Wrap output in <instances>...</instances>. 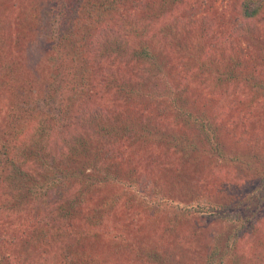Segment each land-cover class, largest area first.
<instances>
[{
    "label": "trees",
    "instance_id": "16d2710c",
    "mask_svg": "<svg viewBox=\"0 0 264 264\" xmlns=\"http://www.w3.org/2000/svg\"><path fill=\"white\" fill-rule=\"evenodd\" d=\"M189 1L49 0L51 9L55 11V14H59V17L56 16L57 20L69 27L67 31L63 30L60 36L59 45L63 47L60 55L64 59L71 57V60L76 62L74 74L81 85L70 101H77V97L85 95L88 96L83 99L90 100L92 95L94 97V90L99 87L97 82L100 73L105 70L104 60H109L113 56L120 57L123 53L138 65H142L143 74L153 79H157L160 75L166 77L171 73L184 74V69L189 70V78L181 84L183 94L185 92L195 94L193 90L195 87L192 89L191 84L196 80L212 95L226 96L241 83L248 89L253 88L259 96L264 93V40L261 41L255 31L257 28L255 23L264 22V0H234L236 7L234 6L233 14L237 21H234L232 26L230 24L220 28L217 26L211 31L209 28L206 30L209 25L206 17L202 18L206 23L205 28H202V25L199 27L195 22L191 26L190 18L186 15L182 17L183 23L176 21L178 25H169L166 30L158 25L161 20L167 21L164 15L168 18L172 11L180 9L184 3L189 4ZM20 4L19 12L26 21L19 20L20 17H17L14 28L9 25L11 20L5 21V16L0 15V40L10 39L0 41V101L3 104L8 101L7 104L13 111H15L14 105L20 104L16 98H22L27 94L32 83L47 82V88H50L54 84V79L58 77L57 71L50 70H47L45 74L40 73L36 78L26 71L23 76H20L10 73L2 65L6 60L11 59L13 54H18V61L14 62L13 66L18 64L24 66L23 57L26 55V46L23 38L29 35L26 28L27 22L37 20L38 14L37 6L33 7L23 0L19 3L18 9ZM129 6L135 7L134 14L122 12ZM194 9L197 13L199 12V9ZM11 12L14 13L15 10L7 12V15L9 16ZM19 12L17 13L20 16ZM9 18L13 19V17ZM190 32H195L194 38L188 35ZM81 33L84 35L79 37ZM173 33L176 36H173ZM235 34L256 45L257 50L250 51L249 58H243L231 50L232 48L229 49L232 47L233 41H230ZM76 37H78L77 40H74ZM212 38L217 40L213 47L212 44L209 45ZM86 41L93 43V46L100 44L98 52H94L93 46L89 47ZM259 41L261 42L257 43ZM171 45L175 46L174 53L178 56L176 57L178 61L175 63L167 56H174L170 49ZM214 52H218L219 55L214 57ZM129 63V60L124 61V68L133 72L134 68ZM184 75L183 78H187V75ZM118 78L117 74L112 73L110 80L115 82ZM130 81H132L130 78L125 77L117 89L120 92H123V88L127 91L136 89L137 84ZM27 82L29 84L26 85ZM103 83H105V89L110 87L109 82L103 81ZM170 90L172 92V88ZM127 94L131 99L141 97L140 91H136L135 95L131 92ZM5 98L7 99L3 100ZM79 105V102H71L69 107L74 110ZM176 107H181L179 110L182 115L185 114V121L189 127H195L197 133L203 132L216 160L220 159L222 163L234 161L245 171H251L252 179L244 174L249 179L248 186L238 185L237 181L241 176L236 173L233 175L234 178H218L213 186L202 179L197 180L194 176L186 186L184 179L188 178L175 181L173 187H170L171 184L168 185L164 178L162 185L152 184L148 180L144 182L137 171V165L141 167L139 163L141 151L142 155L146 151L144 150L146 145L141 140L149 141L150 137L145 131H137V123L139 126L142 125L139 118L128 114L124 116L123 111L120 110L111 114L97 111L95 119L99 121L101 129L106 131L99 132L101 138L108 139L101 142H110V138L118 137L128 139V149L132 150H127L129 160L124 159L125 151L122 155L120 151H116L118 149H110L107 145L94 149L92 141L85 138L77 139L74 147L69 143L70 138L67 137L63 140L67 143L68 152H72L75 156L90 155L86 160L79 161L83 163L82 166L79 165L74 167L72 172H67L66 167H70L68 165L72 158L70 156L62 158L67 163L66 166L61 163L59 165L51 163L53 159L47 156L52 152L47 149L46 144L58 135L57 124L60 123L59 127L63 128L71 118L66 122L61 120L57 123L49 115L43 114L31 134L30 129L34 124L25 126L29 120L17 116L18 119L12 124L10 121H6L5 124L10 128L7 134L16 140L13 145L22 148L20 155L25 165L18 160V155L12 153L10 147L9 149L5 146V143L0 145V151L4 149L7 153L5 157H1L2 154H0V165L5 166L0 183L7 185L10 191L5 192L9 197L4 196V199L0 194V219L3 222L0 223V264H31V259L37 258L36 255L40 257L36 259L35 264H41L49 260L54 248L63 246L58 243L64 245L70 243L66 246L68 264H87L86 260L90 259L89 254L92 252L95 255H106L103 251L83 249L82 241L92 236L95 237L91 242L103 248L112 247L116 251L128 252L136 261L138 257L141 264H176L174 260L165 259V256L169 255L166 249L156 247V245L161 247L159 243L162 237L147 235L153 233L152 228L141 235L143 239L139 246L136 240H133L134 237L132 240L136 244L125 239L117 241L111 247L106 246L102 228L104 214L116 209L119 200L123 197L130 199L133 203L132 219L137 220L144 214L143 217L146 220L143 229L141 227L138 229L140 232L145 231L146 223L148 224L152 217L157 218L161 214H165L174 223V226L170 227L174 233L177 232L178 225L182 221L193 220L196 216L206 217L216 223L223 222L224 229L212 237V243L202 264H264V240L258 236L260 232L257 233L261 223L264 224V144L259 145V141L255 138V142H252L255 148L248 145L240 149L241 151H237V155L228 154L218 137L219 126L213 121L212 116L207 115L206 108L198 113L190 108L182 107L181 104ZM214 107L223 112L216 105ZM107 113L110 115H106ZM144 125L143 127L150 129L149 124ZM133 127L136 129L132 130ZM245 140L249 141V138ZM172 145L177 150L185 151L178 137L173 139ZM256 146L260 148L256 149ZM30 159H33L37 166L34 164L26 166L28 164L26 162ZM143 160L147 161L145 156ZM132 162H134V168H131ZM22 164L26 166V169L19 168ZM177 168L178 166L176 172L179 173L181 168L178 170ZM162 177L167 179L165 173ZM20 178L25 179L23 187L27 193L16 196L13 191L18 193L23 189L19 182ZM247 178L242 181H247ZM185 187H188L187 190ZM113 190L117 191L113 192ZM55 191L61 193L55 195ZM38 202L42 203L44 210L36 208ZM85 216H88L89 227H101L99 234V231L95 234H86V229L89 227L82 226ZM153 225L156 227L155 223ZM127 227L134 232L138 231L131 224ZM69 234L70 239H68ZM252 236H256L257 243L248 247V252L243 251L246 239ZM78 245L82 248H73Z\"/></svg>",
    "mask_w": 264,
    "mask_h": 264
},
{
    "label": "rangeland",
    "instance_id": "374dc122",
    "mask_svg": "<svg viewBox=\"0 0 264 264\" xmlns=\"http://www.w3.org/2000/svg\"><path fill=\"white\" fill-rule=\"evenodd\" d=\"M19 1L21 2L23 0H0V15L5 16V21H7V19L8 21L11 20L9 25H11L12 28L16 25L15 20L17 17H20L19 20H25L24 16L19 12L21 4L18 9ZM26 1L33 7L34 5L35 7L37 6L36 13L38 14V18L33 22H27L28 27L26 28L29 35L23 38L26 46V55L23 57L24 66L22 67L20 64L13 66V63L18 61V54H13V57L6 60L2 65L10 73L19 74L20 76H23V73L26 71L30 72L32 77L36 78L40 73L45 74L47 70H50L54 72L57 71L58 77L54 79V84L50 88H47V82L32 83L27 94L22 98H16L20 104L14 105L15 111L10 109L9 104H7L8 101L6 104L0 101V145L5 143V146H8V148L10 147L11 149H9L12 153L18 155V160H20V162H22L20 155L22 148L13 145L16 143V140L12 138L11 135L7 134V131L10 132V128H8L5 123L6 121H10L12 124L14 120L18 119L16 118L17 116H21L29 120V123L25 126L34 124L30 129V133L32 134L37 127L38 119L43 114L49 115L50 118L55 119L57 123L61 122V120L66 122L67 119L71 118L63 128L59 127L60 123L57 124V129L59 130L58 135L54 136V139L48 141V144H46V146H48L47 149L53 153L47 156L53 159L51 163L58 165L61 163L66 166L67 163L63 161L62 158H64V156H70V158H72L70 165H68L70 167H66L67 172H72V170L75 169L74 167L79 165L82 166L83 163H79V161L86 160L90 157V155L83 156L78 154L75 156L72 152H68L66 148L67 143L63 140V138L67 137L70 138L69 143L72 146L74 145V147L77 139L85 138L92 141V147L94 149H98V147H102V145H107L110 149H118L116 151H120L122 155L125 151L126 157L124 159L129 160L127 150H132L131 148L130 150L128 149V139L118 137L115 139L110 138V142H101V140L108 139L101 138L99 132L106 131L101 129L99 121L95 119L97 111L109 112L111 114L116 110H120L123 111L124 116L128 114L137 117V119L139 118L142 125L139 126L137 123V131H145L150 137L149 141L141 140V142L146 145V147H144L146 151L144 152L143 150V155L147 161L143 160L144 156L141 151V159L139 160L141 167L137 165V171L140 173L141 180L144 182L148 180L152 184L162 185L164 178L168 185L171 184L170 187H173L175 181L178 182L180 179L183 181L184 178H188L184 179L186 186L188 181L194 176L197 180L202 179L210 186H213V183L218 178H234L233 175L236 173L238 176H241L237 181L239 186L243 185L246 187L249 185V179H252L251 171H245V169L241 168L239 164L234 163V161L232 163H222L220 159L216 160L203 132L197 133L195 127H189L185 121V114L182 115L179 110L181 107L176 106L181 104L182 107L190 108L198 113L206 108L208 111L207 115L212 116L213 121L219 126L220 131L218 130V137L224 144L225 151L228 154L235 153L237 155L236 152L241 151L240 149L245 148V146L251 145L255 148L252 144V142H255V138L259 141V145L264 144V93L259 96L254 92L253 88L248 89L241 83L226 96L212 95L196 80L191 84L192 89L195 87V89H193L195 94H190V92H185L183 94L181 91V84L189 78V70L184 69V74L187 75V78H183L185 76L184 74L171 73L166 77L160 75L157 79H153L143 74L144 70L142 65H138L134 60L133 62L123 53L120 57L113 56L109 60H104L106 62L105 70L100 73L97 82L99 87L94 90V97L92 95L90 100L83 99L88 96L85 95L84 97H77V101H70L71 97L74 96V93L81 85L74 74L76 62L72 61L71 57L64 59V57L60 55L63 48L59 45L60 36H62L64 32L63 30L67 31L69 27L67 24L63 25L62 22L57 20L59 14H55V11L51 9L49 0ZM181 6L180 9L172 11L169 16L167 15L168 18L164 15L167 21L161 20L158 25L163 26L166 30L169 25H178L176 21L183 23L182 17L186 15L187 18H190L189 23H191V26L193 22H195L199 27L202 25V28H205L206 23L202 18L206 17L209 23L206 30L209 28V31H211L215 30L217 26H219V28L229 24L232 26L234 21H237V18L234 17L233 14L234 6L236 7L234 0H190L189 4L184 3ZM133 8L135 7H125L122 12H124V14H134ZM194 8L199 9V12L197 13ZM12 10H15V12H11L8 16L7 12ZM17 12H19L20 16ZM9 17H13V19ZM255 24L257 26L255 30L256 35L263 41L264 22H256ZM17 25H19V23ZM115 29L118 30L117 27H115ZM195 32H190L188 35L194 38L193 34ZM81 35L84 34L81 33L79 37H81ZM172 35L176 36L175 33ZM3 36L4 34L1 38H3ZM195 36L197 35L195 34ZM240 37L241 36L235 34V37L230 41H233V43L232 47H229V49L232 48L231 50H234L243 58H249V56H251L250 51L255 52L254 49H256V45L252 42L250 43L244 37ZM77 38L78 37L74 38V40H77ZM4 40L8 41L10 39L7 38L0 41ZM166 40H168V37H166ZM86 42L89 44V47L94 45L89 41ZM216 42V38H212L209 41V45L211 46L212 44L213 47ZM99 46L100 44L93 46V51L97 53L100 49ZM170 49L174 56H167L169 59L172 58L175 63L178 61L176 58L178 56L174 53L176 48L171 45ZM215 55L218 56V52H214L213 56L216 57ZM123 58L125 59L123 60ZM126 60H129V65H132L134 68L133 72H129L128 69L124 68L123 62ZM112 73L119 76L115 82H111L110 80ZM102 75L104 76L102 77ZM125 77L130 78V80H132L130 82L136 83L138 89H130L127 91L126 88H123V92H120L117 88L123 83ZM103 81L109 82L110 87L108 89H105V83H103ZM27 84H29V82H27L26 85ZM170 88H172V92ZM136 91L141 92V97L138 99L136 97L131 99L127 94V92L134 94ZM6 99L7 98L3 100ZM71 102H79L80 105L74 108V110H71L69 107ZM214 105L221 108L223 112L216 110ZM109 113L106 115H110ZM143 124H149L150 129L143 127ZM135 129V127L132 128V130ZM3 134H5V137H3ZM175 137L180 139L185 151L181 149L177 150L172 147V142ZM245 138H249V141L245 140ZM257 148L260 147L256 146V149ZM0 154H2L1 157L7 155L4 149L0 151ZM22 163L25 165L24 162ZM26 163H28L26 166L33 164L37 166V163L34 162L33 159H30ZM23 164L21 165L22 167L19 168L26 169V166ZM177 166V170L181 168L179 173L176 172ZM187 166H189V169H187ZM131 168H134V162H132ZM4 170L5 166L0 165V178ZM164 173L167 175V179L162 177ZM244 174H247L249 179L244 176ZM246 178L247 181H242V179ZM24 180L22 178L19 180L22 187ZM192 182L194 183V180ZM74 184L79 185L80 183ZM164 185L167 186L165 183ZM232 185L234 186L235 184ZM8 188L7 185L0 183V194L2 199H4V196L9 197V195L5 194V192H10ZM187 188L188 187H185L186 190ZM116 191L117 190H113V192ZM13 193L19 196L27 192L23 187L20 192L15 193L13 191ZM60 193L59 191H55V195ZM231 195L235 196L234 193H231ZM112 196L113 194L110 197L112 198ZM39 203L40 202L37 203L36 208L38 210H44V206H41L42 203ZM117 206L116 209L107 211L105 212L106 214H104L105 218L102 228L104 231V242L107 247H111L117 241L125 239L132 244L135 243L133 240H136L137 246H139V243H141L143 239L141 235L144 234V232H149V229L152 228L154 229L153 233L147 235L162 237V241L159 243L161 247L159 245H156V247L162 250L166 249L170 256L166 255L165 259L169 261L174 260L176 264H202L206 258L209 245L212 243V237L214 234L224 229L223 222L216 223L206 217L196 216L193 220L191 219L189 221L185 219L182 221L178 225L177 232L174 233V230L170 228L174 226V223L170 221L169 217H166L165 214H161L158 215L157 218L155 216L152 217L151 221H149L148 224L146 223L145 231L141 230L140 232L138 229L140 227L143 229L146 220L145 217H143L144 214L140 215L137 220L132 219L133 203L126 197L120 199ZM87 219L88 216H85L83 219L84 223H82V226L84 228L89 227ZM0 223H3L1 219ZM154 223L156 227H154ZM128 224L137 228L138 231H135L137 232L136 234L134 230L127 227ZM261 224L257 233L259 231L260 234L258 236L262 237V240H264V224L263 222ZM100 228L101 227H89L86 229V234H95L97 231H99V234L101 231ZM70 236L69 234L68 239H70ZM94 237L95 236L88 237L85 241H82L83 249L103 251L106 255H95V253L91 251L92 253L89 254L91 255L90 259L86 260L87 264H141L138 257L136 261L128 252L116 251L112 247L103 248L101 245L91 242ZM133 237L135 239H133ZM254 243H257L256 236L248 237L246 239V246L243 247L242 250L247 251L248 247ZM58 244H62L63 246L56 249L54 248L49 260L41 264H68L66 246H69L70 243L67 245L63 243ZM82 246L78 245L73 248H82ZM36 256L37 258L33 257L31 259V264H35L36 259H39L40 256Z\"/></svg>",
    "mask_w": 264,
    "mask_h": 264
}]
</instances>
